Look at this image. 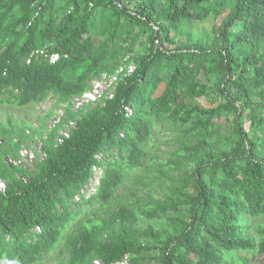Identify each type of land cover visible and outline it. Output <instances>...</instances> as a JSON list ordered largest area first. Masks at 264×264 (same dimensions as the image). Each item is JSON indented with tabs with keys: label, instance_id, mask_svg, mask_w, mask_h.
<instances>
[{
	"label": "trees",
	"instance_id": "16d2710c",
	"mask_svg": "<svg viewBox=\"0 0 264 264\" xmlns=\"http://www.w3.org/2000/svg\"><path fill=\"white\" fill-rule=\"evenodd\" d=\"M209 15H223L211 41L179 38L185 23ZM138 42L145 48L136 52ZM123 63L133 71L120 75L111 98L71 108L93 79ZM210 93L223 100L196 101ZM49 94L68 104L75 125L60 141V125L47 134L28 180L4 161L21 141L0 124V264H43L66 237L68 264L264 260V0H0V105ZM230 112L227 148L218 118ZM163 125L178 134L157 174L167 191L136 212L118 199L153 161ZM96 170L95 188L85 189ZM182 206L188 218L169 217L170 229L137 224V213L161 218Z\"/></svg>",
	"mask_w": 264,
	"mask_h": 264
},
{
	"label": "rangeland",
	"instance_id": "374dc122",
	"mask_svg": "<svg viewBox=\"0 0 264 264\" xmlns=\"http://www.w3.org/2000/svg\"><path fill=\"white\" fill-rule=\"evenodd\" d=\"M222 17L223 15L218 17L209 15L203 20L185 23L182 26V34L179 35V38L183 40L184 43L196 40L209 42L216 34V31L221 24ZM140 37L144 39L145 34L140 35ZM140 43L141 42L137 43L136 52L142 51L145 48V45ZM129 65L131 64H121V66L124 67V71ZM91 84L90 89L95 85L94 90H97V93L101 94L99 102H101L103 97H108L113 94L114 80L108 76L107 73H103L99 78L93 79ZM222 100L223 99L220 96L210 93L209 96L198 98L196 101L203 107L207 108L217 105L218 102ZM93 105H95V103L88 106L91 107ZM67 108H69V106H66L65 102H57L52 94L47 95L39 103L30 104L24 107L0 105V124L8 125L10 123L21 141L18 150L12 155L6 156L4 161L7 164L17 165L25 170L28 173V176L22 177L21 174H18L24 180H28L32 176L37 163L44 158V154L40 147L44 143L47 134L54 128H57V125H60L56 136L57 141H59L58 138L68 131L70 127L72 128L70 123H68V121L72 119L68 120L66 118ZM233 117L234 113L230 112L223 113L218 118V121L221 122L220 135L224 137L221 140V143L227 148H231L234 144L235 135L232 133L231 127H229L230 121ZM241 121L243 122V128L245 131H250V121L247 109L244 111ZM26 130H29V134H27ZM157 131L158 135L154 140V145L150 146V157L153 158V161L151 163L149 160L144 161V168L137 173V178L134 179L129 186L127 185L122 189L118 199V204L129 203L132 201L133 204H135L136 212V206L145 203L148 199V195L158 196L162 192L167 191L166 176H157V174L160 173L163 163L169 159L170 154L177 147L178 134L170 130L167 125L158 126ZM16 134L14 133L12 136ZM0 141H3V137H0ZM99 173L100 171L98 170L92 172V180L85 189L93 190L95 188ZM175 175L176 172H172L169 176L176 178ZM2 187H5V184L1 181L0 188ZM113 206H115V204ZM137 214V224L139 227L147 228L151 226L155 230L164 231L171 228L169 217L176 216L187 219L189 216V210L187 206H182L178 210L171 211L161 218L153 219L146 218L139 213ZM66 238L43 264H68L69 255L65 246ZM251 260L252 264H264V260L259 256H254ZM87 264L91 263L88 262Z\"/></svg>",
	"mask_w": 264,
	"mask_h": 264
},
{
	"label": "built area",
	"instance_id": "2783aa9c",
	"mask_svg": "<svg viewBox=\"0 0 264 264\" xmlns=\"http://www.w3.org/2000/svg\"><path fill=\"white\" fill-rule=\"evenodd\" d=\"M133 68H134L133 65H129V67L124 71V67L120 66L114 74L108 75L114 80V87H115L116 82L120 78V75L123 72H126V74L132 72ZM94 89H95V85H93V88L84 91L82 94L74 96L71 99V105H72L71 108H73V110L76 111V110H79L83 107L91 105L93 103L96 104L97 102H99V98L101 97V94L97 93V90H94ZM112 96H113V94H111L108 97L111 98ZM67 105L68 104H66V106ZM68 123H70V125L73 127L75 125V120H69ZM70 129H71V127L69 128V130ZM69 130L66 131L65 133H63V136L68 137ZM26 132H27V134H29V130H26ZM15 140L17 141V138H15ZM60 140L61 139L59 138V141ZM0 182H1V180H0ZM1 189H4V187H2ZM92 264H103V262L99 259H94Z\"/></svg>",
	"mask_w": 264,
	"mask_h": 264
}]
</instances>
